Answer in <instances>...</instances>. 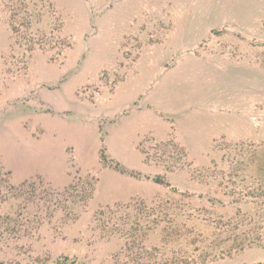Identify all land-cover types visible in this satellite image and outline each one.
Segmentation results:
<instances>
[{
	"label": "rangeland",
	"instance_id": "obj_1",
	"mask_svg": "<svg viewBox=\"0 0 264 264\" xmlns=\"http://www.w3.org/2000/svg\"><path fill=\"white\" fill-rule=\"evenodd\" d=\"M0 264H264V0H0Z\"/></svg>",
	"mask_w": 264,
	"mask_h": 264
},
{
	"label": "trees",
	"instance_id": "obj_2",
	"mask_svg": "<svg viewBox=\"0 0 264 264\" xmlns=\"http://www.w3.org/2000/svg\"><path fill=\"white\" fill-rule=\"evenodd\" d=\"M159 181V180H158Z\"/></svg>",
	"mask_w": 264,
	"mask_h": 264
}]
</instances>
